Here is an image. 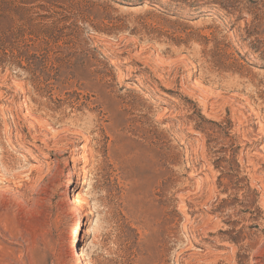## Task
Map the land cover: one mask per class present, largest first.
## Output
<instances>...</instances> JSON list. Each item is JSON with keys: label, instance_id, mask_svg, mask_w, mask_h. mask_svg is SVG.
I'll list each match as a JSON object with an SVG mask.
<instances>
[{"label": "rangeland", "instance_id": "rangeland-1", "mask_svg": "<svg viewBox=\"0 0 264 264\" xmlns=\"http://www.w3.org/2000/svg\"><path fill=\"white\" fill-rule=\"evenodd\" d=\"M0 182V264H264V0H0Z\"/></svg>", "mask_w": 264, "mask_h": 264}, {"label": "bare ground", "instance_id": "bare-ground-1", "mask_svg": "<svg viewBox=\"0 0 264 264\" xmlns=\"http://www.w3.org/2000/svg\"><path fill=\"white\" fill-rule=\"evenodd\" d=\"M0 189H2V183L0 182ZM76 188L75 187H71L70 188V193H71V198H69V204L71 206H73V210H76L77 211V214H76V223H75V226L73 228V230L71 231V234H70V241L72 243V246H71V249L73 251V256L74 257H80V254L81 252H78V229H79V226L81 225V213H80V203H81V196L80 194H78L76 192ZM80 241V240H79Z\"/></svg>", "mask_w": 264, "mask_h": 264}]
</instances>
